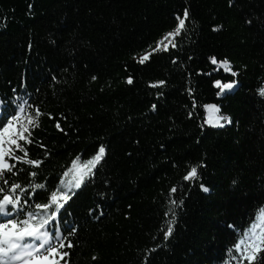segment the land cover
Instances as JSON below:
<instances>
[{
  "label": "trees",
  "instance_id": "16d2710c",
  "mask_svg": "<svg viewBox=\"0 0 264 264\" xmlns=\"http://www.w3.org/2000/svg\"><path fill=\"white\" fill-rule=\"evenodd\" d=\"M185 8L179 47L138 63ZM217 79L236 84L218 97ZM159 80L166 83L150 86ZM260 86L264 0H0V99L43 113L26 145L44 160L36 182L51 189L72 158L106 147L57 220L78 228L70 264H238L228 249L264 207ZM208 103L231 123H205ZM201 162L200 178L183 180ZM28 171L20 182H29ZM46 196L40 191L35 202ZM170 199L176 218L165 240ZM254 264H264V253Z\"/></svg>",
  "mask_w": 264,
  "mask_h": 264
},
{
  "label": "snow or ice",
  "instance_id": "6c2138e0",
  "mask_svg": "<svg viewBox=\"0 0 264 264\" xmlns=\"http://www.w3.org/2000/svg\"><path fill=\"white\" fill-rule=\"evenodd\" d=\"M189 16V10L185 8L182 16L177 15L175 27L159 37L154 46L149 45L150 51L145 50L137 58V62L143 65L157 52H167L179 47L177 38L187 31ZM213 30L216 31L218 28L214 27ZM210 61L213 65L223 66L225 72L236 75L227 59L218 60L213 56L210 57ZM172 62L177 63V59L173 57ZM95 79L96 76H93L92 80ZM127 83H133L131 75L127 77ZM165 83L164 80H159L150 82V86L157 87ZM213 83L219 89L218 97L232 90L236 84L235 81L225 82L219 79ZM257 93L264 97V86L258 87ZM13 103L15 104V101ZM203 107L208 112L205 123L220 125L222 120L231 123L230 118L218 115L220 109L217 105L205 104ZM152 108L155 109L156 105H152ZM42 115L39 108H35L34 112H26L25 105L15 104V107H9L0 99V264H70L69 252L66 249L76 246L71 237L77 233L78 228L66 219L61 223H57V220L60 218L61 210L76 195V191L95 175V171L106 156V147L100 144L89 158L84 159L79 154L72 158L70 163L62 168L55 187L50 189L47 181L36 182L38 176L36 169L41 168L44 160L32 158L26 145L35 142L33 130L40 126L39 118ZM49 116L51 117V114ZM189 116H192L191 112ZM56 128L64 131L59 121ZM40 146L46 149L42 143ZM50 155L47 150L43 153L45 158ZM21 164L31 166L33 170L18 167ZM203 166L201 162L199 165L188 167L183 180L194 182L199 179V168ZM24 171H28L31 178L28 183H22L18 179L20 173ZM235 183L234 180L233 184ZM200 188L204 192L210 191L203 183L200 184ZM40 191L47 193L46 199L35 202L34 198ZM169 191L170 194L175 193L177 187L172 186ZM169 204L171 207L164 212L166 217H171L167 221L166 230L163 231L165 240L173 234L176 218L177 203L170 199ZM89 214L95 217L96 211L89 209ZM228 251L233 253L232 259L237 260L238 264L245 262L254 264L257 254L264 253V207L260 208L258 215L242 231L241 236ZM92 259L95 260L97 257L93 256Z\"/></svg>",
  "mask_w": 264,
  "mask_h": 264
},
{
  "label": "rangeland",
  "instance_id": "374dc122",
  "mask_svg": "<svg viewBox=\"0 0 264 264\" xmlns=\"http://www.w3.org/2000/svg\"><path fill=\"white\" fill-rule=\"evenodd\" d=\"M137 57H139V56H137ZM208 104H215V103H208ZM216 105V104H215ZM218 115H219V113H218ZM207 119H208V112H207ZM223 120L221 121V123H220V125H214V124H211V125H214V126H223Z\"/></svg>",
  "mask_w": 264,
  "mask_h": 264
}]
</instances>
